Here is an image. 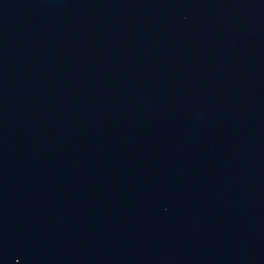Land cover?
<instances>
[{
    "label": "water",
    "instance_id": "95a60500",
    "mask_svg": "<svg viewBox=\"0 0 264 264\" xmlns=\"http://www.w3.org/2000/svg\"><path fill=\"white\" fill-rule=\"evenodd\" d=\"M0 264H264V0H0Z\"/></svg>",
    "mask_w": 264,
    "mask_h": 264
}]
</instances>
